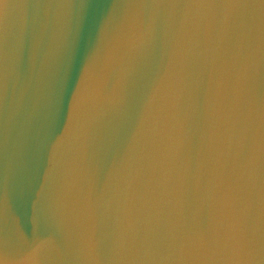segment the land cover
Returning <instances> with one entry per match:
<instances>
[{"label": "water", "instance_id": "1", "mask_svg": "<svg viewBox=\"0 0 264 264\" xmlns=\"http://www.w3.org/2000/svg\"><path fill=\"white\" fill-rule=\"evenodd\" d=\"M0 35V264H264V8L0 0Z\"/></svg>", "mask_w": 264, "mask_h": 264}, {"label": "snow or ice", "instance_id": "2", "mask_svg": "<svg viewBox=\"0 0 264 264\" xmlns=\"http://www.w3.org/2000/svg\"><path fill=\"white\" fill-rule=\"evenodd\" d=\"M63 4L64 0H35L36 7L43 9L49 7L52 3ZM149 4L154 0H147ZM178 5H183L186 0H173ZM202 3L207 4L209 7L221 8L226 4L238 8H264V0H201ZM87 12L83 5L74 6L70 24L68 25L67 37L62 46L61 58L63 70L65 73L70 71L71 62L78 47L82 29L86 23ZM3 43V37L0 35V45Z\"/></svg>", "mask_w": 264, "mask_h": 264}]
</instances>
